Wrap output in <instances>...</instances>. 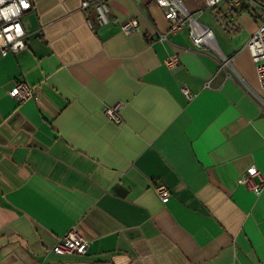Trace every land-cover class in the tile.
<instances>
[{"label":"crops","instance_id":"obj_1","mask_svg":"<svg viewBox=\"0 0 264 264\" xmlns=\"http://www.w3.org/2000/svg\"><path fill=\"white\" fill-rule=\"evenodd\" d=\"M84 1L98 0H30L25 48L0 58V264H264V188L241 183L250 168L264 178V107L245 47L258 2L211 11L213 50L196 49L187 27L169 33L155 0H104V26ZM130 19L140 31L127 36ZM19 81L34 88L21 104L9 93ZM119 103L115 123L102 108ZM72 229L86 254L54 253Z\"/></svg>","mask_w":264,"mask_h":264},{"label":"built area","instance_id":"obj_2","mask_svg":"<svg viewBox=\"0 0 264 264\" xmlns=\"http://www.w3.org/2000/svg\"><path fill=\"white\" fill-rule=\"evenodd\" d=\"M242 0H204L206 9L216 12L217 7L226 4L230 8L240 7ZM252 2L256 0H250ZM27 4L28 7H24ZM155 4L162 10L164 19L169 23V33H177L183 28H188V37L196 49H201L209 45L215 50L213 35L210 29L199 23L192 14L184 7L181 0H155ZM260 5L259 26L250 36L245 47L250 54L254 64L256 82L258 84L259 100L264 107V0ZM92 8L94 18L99 26L110 23L108 18L109 8L104 0L93 3L84 1L81 3V10L86 13ZM31 9L30 0H3L0 3V58L9 54H15L25 48V31L21 23L23 15ZM89 27L93 28V23L87 19ZM230 32L234 31V25L226 27ZM120 30L125 35H131L140 31L137 19H130L120 25ZM167 34L158 35L159 40H166ZM179 63L176 55H171L165 60V65L172 69ZM209 86V82L206 84ZM33 87L23 81L17 82L10 90L11 97L21 104L33 98ZM181 92L188 100L192 94L186 86L181 88ZM123 105L121 103L111 107L102 108L104 116L115 123L121 121L119 112ZM241 183L254 195L258 196L264 188V178L257 168H250L241 177ZM154 191L158 198L166 203L170 197L169 190L161 183L155 185ZM88 248V241L80 236L74 229L67 232L54 245L52 251L56 254L85 255Z\"/></svg>","mask_w":264,"mask_h":264},{"label":"rangeland","instance_id":"obj_3","mask_svg":"<svg viewBox=\"0 0 264 264\" xmlns=\"http://www.w3.org/2000/svg\"><path fill=\"white\" fill-rule=\"evenodd\" d=\"M211 11L210 9H204L202 14H194L193 17L203 25H212L215 19L212 17Z\"/></svg>","mask_w":264,"mask_h":264},{"label":"trees","instance_id":"obj_4","mask_svg":"<svg viewBox=\"0 0 264 264\" xmlns=\"http://www.w3.org/2000/svg\"><path fill=\"white\" fill-rule=\"evenodd\" d=\"M257 2H259V3H262L263 2V0H256Z\"/></svg>","mask_w":264,"mask_h":264},{"label":"clouds","instance_id":"obj_5","mask_svg":"<svg viewBox=\"0 0 264 264\" xmlns=\"http://www.w3.org/2000/svg\"><path fill=\"white\" fill-rule=\"evenodd\" d=\"M0 3H3V0H0ZM25 5H27V4H24V7H25Z\"/></svg>","mask_w":264,"mask_h":264},{"label":"snow or ice","instance_id":"obj_6","mask_svg":"<svg viewBox=\"0 0 264 264\" xmlns=\"http://www.w3.org/2000/svg\"><path fill=\"white\" fill-rule=\"evenodd\" d=\"M25 7H28V5H25Z\"/></svg>","mask_w":264,"mask_h":264}]
</instances>
